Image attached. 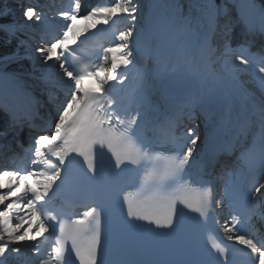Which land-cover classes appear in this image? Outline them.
<instances>
[{
	"label": "snow or ice",
	"instance_id": "snow-or-ice-1",
	"mask_svg": "<svg viewBox=\"0 0 264 264\" xmlns=\"http://www.w3.org/2000/svg\"><path fill=\"white\" fill-rule=\"evenodd\" d=\"M81 6V0H75L71 11L60 13L64 22L61 35L43 46L29 49L30 58L45 68L54 72L58 65L59 72L69 82V89L62 100L50 94V102L55 106L50 122L54 130L48 135H30L25 165L0 170V264H5L9 254L21 253L23 242L37 241V237L48 240V236H54L55 240L54 244L47 245L50 251L46 255L40 243L32 247L33 252L40 254L39 264H101L110 193L94 181L106 162L127 187L136 188L123 196L129 222L145 221L157 229L171 230L182 215L178 204L197 213L205 222L223 207V201L214 196L211 180L201 179L198 189L191 187L195 181L189 169L193 166L197 145L194 129L179 133V124L170 119L163 134L149 140L141 130L139 112L135 115L121 112V102L113 92L112 82L123 83L124 71L134 63L132 40L141 15L140 4L136 0H113L107 6L92 7L84 15H80ZM167 7L175 9L177 6L172 3ZM207 7L214 9V13L209 17L208 34L200 41L201 49L211 56L222 48V56L231 54L240 65L253 64V57L241 54L248 40L233 49L228 42L230 23L225 21L221 28L219 10L214 5ZM24 15L29 20L42 19L32 7L26 8ZM121 17L131 21L132 27L116 32L114 39L118 43L110 42L107 47L99 45L95 59L85 62L77 54L80 44L101 31L98 25L106 26L104 31H107ZM173 19L180 21L178 31L191 25L189 18L182 14ZM77 25H83L82 32L76 31ZM218 28L224 41L219 48L213 46ZM260 31L264 33V25ZM260 64L258 80L264 89V56ZM3 75L6 74L0 73ZM88 78L96 81L95 89L84 86ZM44 79L48 80V75ZM259 114V149H248L240 159L245 161L249 173L258 164L261 174L248 175L251 196L238 189L233 191V204L243 211L222 226L227 240H235L249 250V264H264V237L240 230L245 222L255 218L264 222V183L256 186L264 179V99L260 101ZM35 127L30 124V128ZM105 149L111 154L110 159ZM77 158H82V163ZM217 163L218 159L213 156L202 161L201 166L214 168ZM75 164L80 165L78 171L73 169ZM70 171L90 200L82 205V212L69 213L65 208L56 209L52 205L53 194L65 183ZM210 246L227 264L225 248L212 239Z\"/></svg>",
	"mask_w": 264,
	"mask_h": 264
},
{
	"label": "rangeland",
	"instance_id": "rangeland-1",
	"mask_svg": "<svg viewBox=\"0 0 264 264\" xmlns=\"http://www.w3.org/2000/svg\"><path fill=\"white\" fill-rule=\"evenodd\" d=\"M184 1H187L189 4L190 0H136V2L139 3L140 7H141V15L139 17L138 22L135 24L136 37H135V39L132 40V48H133V46H137L140 48V50L143 49L145 51H150L151 48H153L155 46V44H157L158 40L162 36H164L166 33L172 32V34H174V35L182 34V36H187L188 32H186L184 29L182 31H178L176 29L169 30L168 24H170L172 21H174V19L173 18H171L170 20L166 19V17L175 10H181L182 12H184L183 6L181 4V2H184ZM47 2L51 3L52 8L41 9L39 7L38 12L47 14L46 16L49 19H44L43 21H41V20L36 21L35 28H32L31 30L22 29L17 24H15V22L18 20H24V22L30 24V20L24 15L23 10H25L26 6H32L33 7L34 6L33 4L27 5V4H24L23 2H21V0H4L3 4H0V22L4 19L8 20V22L5 25H3V24L1 25L2 29L6 31L4 34H2V37L8 38L7 41L11 42L12 37L19 36L16 41L13 40V42H14L13 47H12V50L9 51V54L1 55V53H0V73L6 74L3 76H0V78L2 80H3V78H5L6 81H9L12 79V76L14 75L16 77L15 79H17L18 81L19 80L21 81L20 82L21 84L19 85V87L24 86L26 84L29 87H31L32 89L34 88L33 91L36 94H38V96L36 94L34 96L36 98L37 97L41 98V100H42L41 104L44 105V107H46L47 109L50 107H52V109H53L54 105L50 102V99L45 98L46 97L45 94L49 93V95H50V94H53V92H54L53 88L52 89L49 88V84H53V85H51L52 87L55 86L54 83H58L60 85L59 87L61 88V90L59 92H54V95L58 96V98L63 99V95H65V93L69 89L68 87H65L67 80L65 77L60 78V80L55 79L56 77H58L59 75L62 74V72H59V70L54 72L50 76V73L52 70L49 68H45L44 66L40 67L39 61H36V60H33L32 58H30L29 49L34 48L35 46L38 47L39 46L38 44H40L42 41L43 42L52 41V40H50V36L53 35L54 32L58 33L59 35L62 34L64 22H63L62 16H60V13L64 12V11H71L72 7H74L75 0H50V1L47 0ZM112 2H113V0H89V2H82V0H81L82 6H81L80 15L86 14V12L88 10H90L92 7L107 6ZM204 2L207 5H206L204 12H202L201 15L185 16L186 14H184V16L188 17L189 20L191 21L190 27L191 26L197 27L196 25L192 24V23H194L193 21H194L195 17H197V19L201 20V22H202L200 24L201 29L199 31L195 30V31L191 32L192 33V35H191L192 40L196 44H198V54L204 53V50L201 49L200 41L207 34V32L209 30V17L214 13V9L207 7L208 5H213L214 0H204ZM225 2L231 5L230 9H228V14L232 15V17H233V14L237 15V13L234 12V10H233V5L235 3L234 0H221V4H224ZM172 3H174L177 6L175 9L167 7V5L172 4ZM249 3H250L252 15L256 16V17L260 16L257 18L264 20V16H262V12H264V10H261L259 8V12H258L256 0H249ZM221 4L215 5V9H218L219 12H220V8H221L220 7ZM184 6H185V4H184ZM191 11H192V8H191ZM251 21H252L251 18H249L248 21H245L246 22L245 27H248L249 25H251L252 24ZM45 22H47L48 24H46ZM224 23L225 22L220 23V26H223ZM117 24H118V27L115 28L116 32H118L120 30H125L129 27H132V22L123 18V17L117 19ZM237 26L238 25H236V27ZM179 27H180V21H179L178 29H179ZM190 27H188L187 29H189ZM15 29H17L18 31H16ZM45 29L48 31V33L44 32ZM217 31H220V30L218 29ZM13 32H15V35H11ZM20 33H21V35H19ZM252 33L253 32L251 31L250 34H252ZM220 34H221V31H220ZM215 36H219V34H216ZM230 37H231V35H230ZM136 39H138L137 44H135ZM21 41H24V43H21ZM219 42H222V41H219ZM115 43H118V41ZM184 44H185V41L183 40V38L178 37L177 40L175 41L174 48L178 51H181L184 47ZM247 44H248V45H246L247 47L245 46L246 48L241 54L246 55V56L256 55V53L254 51L251 52L252 47H250L249 43H247ZM102 45L107 47V46H109V43L105 42ZM221 45L222 44L216 45V43L213 42L214 47L219 48V46H221ZM239 46H240L239 43H235L231 47L233 49H237ZM222 51H223V49L219 48V51H217L213 55L215 57V60L210 59L212 62L211 63L212 65L216 64L215 65L216 69L210 70V75H208L209 79H212L211 73H213L214 71L221 72L222 70H225V67L222 68L223 64L225 65L226 63H230L231 61H233L235 59L234 56L231 54L227 55V56H222L220 54ZM133 52H134V56H136L137 54L135 53V51H133ZM49 64H51V61L49 62ZM146 65H148L147 61H146ZM260 66H261L260 64L259 65H257V64L252 65L251 64L250 68H249V66H247V69H245L242 73H239V71H237L239 73L238 77L242 81V83L245 82L248 85L247 87L248 88L251 87L250 89L254 92L255 95H257L259 97L262 95V91L264 90V89L262 90L260 82L258 80V77L261 75L259 73V67ZM223 73H225V72H223ZM45 75H48V77H49L48 80L44 79ZM0 83H2V82H0ZM4 84L5 83H2V85H4ZM206 84L207 85H205L202 90L204 91V96L206 97L208 102L210 104H212L213 101H215V99H217L216 97H218L217 96L218 94L215 93L216 90H215V88H214L215 86L213 84H210V83H206ZM201 86L202 85H198L199 91L201 90V88H200ZM15 90H16V88H14V91ZM0 94H1V96H0V133H2L3 132L2 131L3 126L1 125V123L3 120V115H2L1 111L3 109H5L4 108L5 106H13L15 104V99H16V98L14 99V97L19 96V94L17 95L16 93L12 92L11 94L7 93V95L5 96L6 92H3L1 90H0ZM6 97H8V98L10 97L9 100L5 99ZM20 98H21V95H20ZM19 101H21V100L19 99ZM12 133H13V131H9V135H13ZM45 133H46L45 131L42 132V134H44V135H45ZM15 140H17V139H15ZM25 144L27 145V150H28L29 142H26ZM12 145H14L16 148L21 149L19 151L20 155H18V158L19 159L24 158L25 155L23 154V149H25V148L23 146H21L20 143H17V142L13 143ZM0 208H2V206H0ZM255 226H257V227H256V231L254 232V234L257 235L258 231H260V230H259L257 224ZM37 242L42 245L41 251L45 254L46 240L43 239L42 237H40L34 243H30L29 241L23 242L21 245V247H22L21 253L9 254L7 260L5 261V264H39V258L38 257L40 256V254L32 251V247ZM29 244H31V245H29ZM25 253H27V255H26L27 257L22 259V255H24Z\"/></svg>",
	"mask_w": 264,
	"mask_h": 264
},
{
	"label": "bare ground",
	"instance_id": "bare-ground-1",
	"mask_svg": "<svg viewBox=\"0 0 264 264\" xmlns=\"http://www.w3.org/2000/svg\"><path fill=\"white\" fill-rule=\"evenodd\" d=\"M3 1L4 0H0V4H3ZM29 1H30V3L37 5L41 9H48L50 7L49 5H44L43 3H41L40 0H29ZM82 2H89V0H82ZM260 2L264 4V0H260ZM184 4L187 5L188 2L184 1L183 5ZM230 7H231L230 4H228L226 2L224 3L223 7L221 8L220 14H219V21H220V23L228 21L230 23L229 31L231 34H233L235 31H237L238 27L236 28V25L237 24L240 25L241 20L238 17H236L235 15H233V17H232V15L228 14V9H230ZM34 12L42 17L41 21H43L44 19H49L46 16L47 14H45V13H39V12L37 13L35 10H34ZM175 13L178 15H180L181 13L183 14L182 11H178V12L175 11ZM30 21H31V28H35L36 21H38V20L32 19ZM257 21H259V20H257ZM259 22H258V24L262 25V20ZM45 23L48 24L47 22H45ZM241 26H240V29H238V31H237L238 33L236 36L238 38L239 37L242 38L243 40H245V39L255 40V44H256L255 47L264 49V38H262L260 40V39H258V37L255 38L254 35L246 34V31H245V28L243 27V24H241ZM105 28H106V26L102 25L100 28L101 31L98 32L94 36V37H96L97 41H104L106 38V35H108L109 37L115 35V31L112 28L107 29V31H104ZM258 28H259V26H258ZM258 28L254 29L253 31L258 33V35L264 34V33H261L260 29H258ZM76 31L82 32L83 31V25H77ZM92 31H95V30H92ZM44 32L48 33V31L46 29L44 30ZM249 32H251V31H249ZM190 33H188V35H187L188 39L184 40L186 44H184V47L181 51L175 50L174 44L178 38V35H174L171 32V33H166L164 36H162L158 40L157 44H155V46L153 48H151L150 51H145V50L141 49V52H139V53H141V57H145L147 55L150 58L149 62L153 61V63H154V65L149 70L145 69L147 72V76L145 78V86L147 87V90L150 93V97L152 98L151 105L153 107H157V105L154 103V101H156V99L160 96V92L165 89V87L162 84V80H163L164 76H166L168 74L179 73V74L184 75L185 77H187L193 81L192 89L185 94H181L182 98L184 99L183 100L184 105H190L191 106V107H185L186 109H190V111L187 113L186 116H189L190 118H192L194 116V113H195L194 108H195V105H197V104H207V106L212 108L211 110H214V111H218L220 109H223L225 111L226 119L217 125V131L220 133L219 135L227 134V133H233V132L237 131L239 127H241L245 124H248V119H250V121L256 120V119L260 120L259 104H260V101L262 99H264V90L262 91V95L260 97L256 96L253 94V91L250 89L251 87L248 88L247 87L248 85L245 82L242 83V81L238 77V74L242 73L245 69H247V66L240 65L239 61H236L234 59L230 63H226L225 65L223 64V67L221 66L222 68L225 67V70H222L221 72L214 71L213 73H211L212 79H209L208 75H210V70L211 69L215 70L216 64H214V65L211 64L212 63L211 60L208 57H206V53H207L206 51H204L203 54L199 55L202 57V58L200 57L201 59H199L200 62L198 60H196L198 58V56L196 53L192 52L193 47L196 46V43L192 40V38H191L192 33L191 34ZM85 35H87V33ZM57 36H59V34L54 32V34L50 36V40H53ZM229 36H230V34L228 35V38H229ZM219 41H222V42H219ZM219 41H216V43L218 45L223 44V42H224L222 39H220ZM45 43L46 42L42 41L40 44H38L39 45L38 47L43 46ZM233 44L234 43H232L231 46ZM136 50H139V48ZM35 55H38V54H35ZM212 60H215V57ZM202 62L204 63V65H203L204 67H202V64H201ZM40 67H43V65L41 63H40ZM136 68H138V64L134 61V63L132 65H130L127 70L124 71V75L126 77L125 80L128 78V75L130 74V72H133ZM56 71H58V65L56 66V70L54 72H56ZM118 71H120V70L118 69ZM237 71H239V73ZM54 72L51 71L50 76ZM223 72H225V73H223ZM62 77H63V74L59 75L55 79L60 80V78H62ZM3 80L0 78V82L3 81L2 83H5L4 85H2V83H0V90L3 92H6L5 96L7 95V93L11 94L12 92L16 93L17 95L19 94V96L14 97V99L15 98L16 99H15V104L12 106V108L15 106L16 109H18V110L21 109V111H20L21 114L25 113L27 110L26 115L20 116L21 119H20L19 124H11L10 121H8L7 127L8 128L15 127L19 131H21V128H22L23 130L21 132L25 135V137L27 135H32L33 133H35V134L40 133L41 130L44 129V128H42L43 125H45V128H48L49 127V125H48L49 121H51L53 116L55 115V106H53V109H52V107L47 109L46 107H42L41 104L39 103V104H37V106H38L37 116L31 117V112H32V108H33L32 107L33 105L30 106V103L32 102L31 99L28 98V100H24V99L20 98V95H21V97H23L25 90L18 88L16 86V84L18 82H16V81H13V80L6 81L5 78H3ZM117 83L119 84V82H117ZM206 83L213 84L215 86L214 88L216 90L215 93L218 94L217 95L218 97H216L217 99H215V101H213L212 104H210L208 102V100L204 96V91L202 90L203 87L205 85H207ZM54 84H55L54 87L51 86L53 84H49V88H51V89L53 88L54 92H59L61 90V88L59 87L60 85L58 83H54ZM198 85H202L200 87L201 88L200 91L198 89L199 88ZM65 87L69 88V82L68 81L66 82ZM14 88H16L15 91H14ZM33 90H34V88H33ZM54 92L52 95H54ZM0 96H1V94H0ZM45 96H46L45 97L46 99H49L50 95L48 93V94H45ZM64 96L65 95H63V98H64ZM9 98L6 97L5 99L9 100ZM18 98L21 101H19ZM59 99L62 100V98H59ZM17 102H19V103H17ZM25 102H27V103H25ZM20 104L26 106V108H21L22 105H20ZM16 105H20V106H16ZM7 117H8V115H7ZM30 124H34L36 127L30 128ZM197 124L198 123H195V125H197ZM7 127H6V131H4L3 133H0L2 135V136L0 135V141L3 140L4 142H6V140H8L6 138V136L9 135V131H8ZM205 131L207 132V134H211L213 129L211 127L210 128L208 127ZM241 137H242L241 135H238L237 139H240ZM3 138H5L6 140ZM4 148L5 147L3 145H1V142H0V151L3 153H6L7 149H4ZM24 153H27V151L25 150ZM2 158L3 157L0 154V163L3 161ZM233 159H234V156L222 155L218 159V161H219L218 165H221L223 162H226V161L233 162ZM20 162H21V164L23 163L22 161H20ZM0 170H5V169H0ZM257 195H259V194H257ZM256 227L257 226H255V223L250 224V225L242 228V231L247 232L249 234H254V232L256 231ZM257 235L261 236L262 232L258 231ZM45 236H48V234L46 233ZM38 238H40V237H37V239ZM50 238H51V236H48V240L45 244L46 245L45 246L46 247L45 254H47V252L50 251V249L47 247V245L50 244L49 243L51 241ZM29 242L34 243L36 241H29ZM232 242H237V241L232 240ZM29 245H31V244H29ZM26 255H27V253L22 255V259L27 257Z\"/></svg>",
	"mask_w": 264,
	"mask_h": 264
},
{
	"label": "water",
	"instance_id": "water-1",
	"mask_svg": "<svg viewBox=\"0 0 264 264\" xmlns=\"http://www.w3.org/2000/svg\"><path fill=\"white\" fill-rule=\"evenodd\" d=\"M164 85L173 93L185 94L192 87V80L184 77V75L175 73L167 75L163 78Z\"/></svg>",
	"mask_w": 264,
	"mask_h": 264
},
{
	"label": "trees",
	"instance_id": "trees-1",
	"mask_svg": "<svg viewBox=\"0 0 264 264\" xmlns=\"http://www.w3.org/2000/svg\"><path fill=\"white\" fill-rule=\"evenodd\" d=\"M4 23H6V19H4L0 22V24H4ZM2 33H3V31L0 28V53H1V55H5V54L7 55V54H9V51L12 50V45L7 43L6 38L1 37Z\"/></svg>",
	"mask_w": 264,
	"mask_h": 264
}]
</instances>
